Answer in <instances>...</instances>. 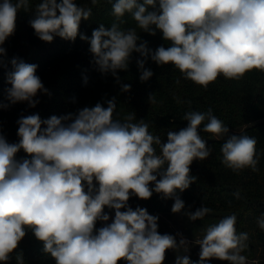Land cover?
I'll return each instance as SVG.
<instances>
[{
  "label": "clouds",
  "instance_id": "9594fccd",
  "mask_svg": "<svg viewBox=\"0 0 264 264\" xmlns=\"http://www.w3.org/2000/svg\"><path fill=\"white\" fill-rule=\"evenodd\" d=\"M99 2L91 0L92 6ZM158 4V10L149 11V6L156 8L157 0L112 3L117 21L123 23L121 18L128 13L142 31L155 35L160 30L170 46L152 51L147 41L137 43L140 37L135 28L101 24L89 42L102 73L116 76L117 70H127L133 52L145 58L137 60L142 82L153 75L144 67L148 57L157 65L171 64L185 80L205 89L220 75L240 80L253 69L264 71V0H158ZM21 9L30 10L29 0L0 2V56L6 54L2 45L14 34ZM91 16V7L78 6L74 0H41L29 23L44 42L56 36L75 41L81 20ZM11 64L8 101H26L35 107L37 93L48 91L36 75L38 66L16 58ZM130 87L123 85L122 91ZM149 102L157 103L154 94ZM115 110L112 98L106 108L97 103L77 114L46 120L39 114L22 116L17 121L19 143H8L0 134V262L8 264L29 229L56 264H117L121 259L126 264H163L169 249L188 252L189 241L182 234H177L179 243L173 235L160 234L158 216L141 207L133 210L128 201L131 196L147 200L155 192L173 199L171 211L180 213L185 203L177 191L183 192L197 179L190 174V165L212 152L200 135V126L217 139L226 136L229 128L211 109L188 111L183 117L187 127L169 131L167 142L162 143L144 120L134 122V113L126 114L123 121L114 119ZM42 124L46 125L43 129ZM256 144L255 137L228 136L221 146L222 163L235 173L246 168L258 171ZM154 146H159V154ZM21 149L31 159H15ZM165 164L166 170L161 171ZM234 195L240 198L239 191ZM105 207L115 210L114 220L94 231L98 220H109ZM211 212L201 207L185 215L195 221ZM236 222V215L231 214L208 226L196 241L199 261L177 255L175 264H207L211 259L248 264L241 253L248 247L249 234L238 233ZM257 225L264 230V214L257 218ZM16 260L23 264L22 254Z\"/></svg>",
  "mask_w": 264,
  "mask_h": 264
},
{
  "label": "trees",
  "instance_id": "16d2710c",
  "mask_svg": "<svg viewBox=\"0 0 264 264\" xmlns=\"http://www.w3.org/2000/svg\"><path fill=\"white\" fill-rule=\"evenodd\" d=\"M40 2L41 0H29L30 10L25 12L21 9L18 12L15 32L2 45L6 49V54L0 56V105L8 107H0V134H3L7 142L19 143L17 121L22 116L39 114L41 120H46L53 115L60 117L70 113L77 114L79 110L94 107L97 103L106 108L107 101L112 98H115L116 103L114 119L123 121L126 114L134 113L136 117L134 122L144 120L148 123L149 132L159 135L162 143L167 142L169 131H179L187 127L188 121L183 119L186 112H207L211 109L212 113L229 128V133L217 139L212 134L203 132V124L200 126V135L212 152L203 161H193L190 165V174L197 178L196 181L183 192L177 191L185 203V208L180 213H173L171 209L174 200L163 199L161 194L155 192L147 200L131 196L128 205L133 210L137 207L145 208L150 215L158 216V220L161 215L177 214L188 218L186 212L208 207L212 212L202 220L192 221L193 226L218 223L225 216L235 214L238 233L246 232L245 224L250 218L256 228L252 239L247 241L248 247L241 254L246 258H252L256 250L262 249L264 252V230L257 225V218L264 214V71L253 69L240 80L225 79L220 75L205 89L190 80H185L179 70L171 64L157 65L148 57L144 67L150 69L153 75L142 82L137 60L145 58L133 52L127 70H117L116 76L111 72L102 73L90 52L89 41L93 30L99 28L101 24L105 28H110L113 23H120L112 15V3L116 0L111 2L100 0L96 6H92L91 0H74L78 6L91 7L92 16L86 21L81 20L75 41L56 36L50 43L40 40L29 23L35 18V6ZM139 2L142 3L143 0ZM158 8L157 0L156 8L149 6L148 10L154 11ZM121 20L123 21L120 23L121 29H136L140 37L138 44L147 41V47L152 51L159 46H170V42L163 39L160 30L156 29L155 35L142 31L130 14L126 13ZM81 35L88 39L82 40ZM13 58L38 66L36 75L40 77L48 91L37 93L33 98L38 101L35 107H30L26 101L11 104L7 99V90L11 88L8 73L14 71L11 64ZM116 77H119V80ZM126 84L131 86L130 90L122 91V86ZM150 94L155 95L156 104L149 102ZM41 127L43 129L46 125L42 124ZM231 135H248L256 138L258 171L246 168L235 173L225 167L222 163L221 146ZM154 147L159 154V146ZM15 159L18 161L31 159V155L21 149L15 154ZM166 168L165 164L161 171ZM159 178L157 175V179ZM154 186V183L150 184V187ZM237 191L240 194L239 199L234 195ZM104 212L115 215V210L108 207L104 208ZM102 222L100 220L96 222L94 231L102 227ZM159 228L161 226L158 223ZM159 230L158 232L162 234ZM43 247V243L37 240L29 229L18 248L11 254L12 258L8 264H17V254H22L23 264H56L55 259L43 251ZM172 253L166 255L163 264H175V261L172 262ZM190 259L193 262L198 261L193 255ZM121 260L126 264V261ZM261 264H264V260Z\"/></svg>",
  "mask_w": 264,
  "mask_h": 264
},
{
  "label": "rangeland",
  "instance_id": "374dc122",
  "mask_svg": "<svg viewBox=\"0 0 264 264\" xmlns=\"http://www.w3.org/2000/svg\"><path fill=\"white\" fill-rule=\"evenodd\" d=\"M114 217L115 215H109V220L107 222L103 221L102 227H104L106 224H110L114 220ZM159 218L160 220H158V223L160 224L161 228H159L160 230H158L162 231V234L173 235L176 238L177 243H179V240L181 239V236L177 235L179 233L182 234L183 238L189 241V250L187 253H185L183 249H181L179 252H176L171 249L166 251V255L169 252H173L172 262L175 261L177 255H188L189 257L193 255L199 261L200 246L196 244V241L203 238V236L205 235V229L208 226L216 223H204L200 226H193L192 220L186 218L183 215L177 214L172 216L161 215ZM255 228L256 227L254 222L250 218L247 219L245 229L246 232L249 234V239H252ZM255 245L258 246V244L256 243ZM261 250H256V253L252 258H247L248 264H252L253 261H258L259 264H261V262L264 260V252H262ZM117 264H124V262L122 260H119ZM207 264H229V262L211 259L207 261Z\"/></svg>",
  "mask_w": 264,
  "mask_h": 264
}]
</instances>
